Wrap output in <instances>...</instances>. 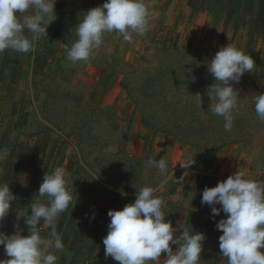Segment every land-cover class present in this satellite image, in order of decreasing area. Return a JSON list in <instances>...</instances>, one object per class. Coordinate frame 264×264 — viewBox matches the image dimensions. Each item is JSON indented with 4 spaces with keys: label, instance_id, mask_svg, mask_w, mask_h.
Listing matches in <instances>:
<instances>
[{
    "label": "crops",
    "instance_id": "0c3cea01",
    "mask_svg": "<svg viewBox=\"0 0 264 264\" xmlns=\"http://www.w3.org/2000/svg\"><path fill=\"white\" fill-rule=\"evenodd\" d=\"M145 2L155 13L143 36L145 41L177 47L191 44L194 51L209 59L231 43L255 62L253 72L241 78L264 87V0ZM103 3L56 0V19L48 26L47 37L36 42L34 51L0 53V152H7L0 160V183H9L16 196L9 214L0 221V231L12 234L22 230L23 235L28 234L25 219L45 173L63 166L73 181V201L57 221L65 245L58 253V264H118L105 257L103 238L110 222L107 213L134 203L136 193L102 192L89 180L79 159L76 132L65 126V115L52 112L53 105L65 102L77 109H90L92 124L101 121L106 125V152L127 153L141 161L164 158L168 174L174 172L177 178L186 171L180 163L194 158L195 164L182 183H173L160 174L152 184L166 203V220L177 228L174 236L184 227L205 233L199 264H227L219 249L222 232L216 228L226 214L221 211L213 218L211 207L201 204L202 192L238 169L264 182V146L225 143L205 148L176 141L138 113L126 89L123 70L99 64L92 56L73 65L65 51L70 47L64 18L90 4ZM57 94L60 103L54 98ZM118 131L124 133V139H115ZM37 199L46 201L38 195ZM50 231L45 228L41 235L49 236ZM172 247L175 250L178 246ZM6 259L10 258L0 245V260ZM164 259L166 254L161 253L159 264H164Z\"/></svg>",
    "mask_w": 264,
    "mask_h": 264
},
{
    "label": "clouds",
    "instance_id": "9594fccd",
    "mask_svg": "<svg viewBox=\"0 0 264 264\" xmlns=\"http://www.w3.org/2000/svg\"><path fill=\"white\" fill-rule=\"evenodd\" d=\"M55 3L56 0H0V53L34 51L36 42L47 37V28L56 19ZM151 8L145 0H104L102 5L89 9L75 27L77 39L65 48L67 59L73 65L87 62L104 43L106 33H119L125 42H131L133 34L144 36L155 18ZM254 67L251 55L231 43L220 47L207 64L215 81L207 90L211 101H215L209 107L213 114L224 118L226 131L233 126L240 97L234 84L246 72H253ZM254 99L255 113L264 121V93ZM6 156V151L0 152V160ZM194 164V158L180 163L186 171L179 178L174 172L168 174L164 158H149L146 167L157 169L179 184ZM72 185L63 166L45 173L25 219L28 234L23 235L22 230L12 234L0 231V245L10 258L0 260V264H58V253L65 245L57 231V221L73 201ZM157 192L158 188L145 185L137 190L134 203L108 211L110 222L103 238L105 257L118 264H159L161 253H165L164 264H199L205 233L184 227L174 236L177 228L166 220V203ZM37 195L46 197V201L37 199ZM15 199L9 183H0V221L9 214ZM201 204L211 207L213 218L221 211L226 214L216 228L222 232L219 249L227 264H264V252L260 251L264 248V182L238 169L215 186L205 187ZM45 228L51 229L49 236L41 235ZM173 245L178 247L173 250Z\"/></svg>",
    "mask_w": 264,
    "mask_h": 264
},
{
    "label": "rangeland",
    "instance_id": "374dc122",
    "mask_svg": "<svg viewBox=\"0 0 264 264\" xmlns=\"http://www.w3.org/2000/svg\"><path fill=\"white\" fill-rule=\"evenodd\" d=\"M100 5L90 4L64 18L69 47L77 39L75 27L79 20L89 9ZM188 45L158 44L136 34L131 42H125L119 33H106L104 43L94 50L92 59L114 70H123L126 89L138 113L174 140L205 148L225 143L248 148L264 146V121L255 113L254 99L264 93V87L243 78L234 84L240 97L233 113V126L226 131L224 118L213 114L209 107L215 103L207 93L215 82L207 68L211 59ZM54 98L60 99L58 94ZM68 104L53 105L52 112L65 115V126L76 132L83 171L100 191L132 194L145 185L157 187L152 184L159 178L157 169L147 168L146 160H137L127 153L104 151L106 125L101 121L92 124L90 109ZM123 134L118 131L115 139H124Z\"/></svg>",
    "mask_w": 264,
    "mask_h": 264
}]
</instances>
